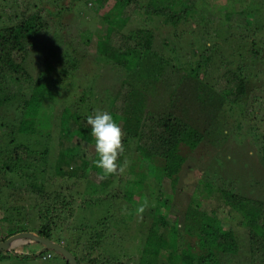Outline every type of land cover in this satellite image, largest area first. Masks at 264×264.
<instances>
[{
	"label": "trees",
	"instance_id": "obj_1",
	"mask_svg": "<svg viewBox=\"0 0 264 264\" xmlns=\"http://www.w3.org/2000/svg\"><path fill=\"white\" fill-rule=\"evenodd\" d=\"M69 1L75 2L68 0L67 3ZM84 2L88 6L98 5L95 9L97 28L93 59L110 60L126 70L137 71L142 79L147 81L146 84L151 85L152 94L158 86L171 79L164 75L167 70L164 58H155L158 52L153 50L155 27H139L130 33L122 30L134 10L141 8L138 0ZM147 2L149 4L147 3L144 10L145 16L155 15L160 18V24L161 21H167V16L175 23L181 15L192 12L196 0ZM66 6L69 7L67 4ZM174 6L179 8L174 9ZM16 7L19 14L10 13L7 20L0 23V144L5 146L0 149V242L15 233L31 231L26 227L29 226L26 221L29 212H34L39 220V225L31 232L52 239V231L71 216V211L66 214L64 210L67 205L75 202L76 193L72 191L75 180L84 179L86 185L89 183L92 169L99 175V178L94 180V184L99 186L98 190H104L115 181L121 182L120 197L143 205L146 202L140 191L143 179H128L121 174L125 163L130 161V175L139 172L145 176L154 168L160 172L157 193L147 200L152 205L149 212L153 215L148 239L154 241L153 237L157 236V245L152 247L154 253L164 251L173 264H224V259L232 253L236 255L240 250L234 231L238 227H244L246 244L241 256L246 258V263L248 259L249 264H264V134L253 130L252 140L256 151L252 154L246 151L251 163L255 164L249 176L238 175L232 178L218 174L213 169V172L211 170L207 175H199V181L195 183L192 191L176 189L179 171L184 168L186 161L192 162L188 155L182 154L180 148L184 145L190 152H194L204 142L203 133L175 113L174 105L164 107L162 94H154L153 97L148 95L149 90L145 91L134 85L137 81L128 82V79L123 80L121 77L115 84L99 89L98 92L95 83L88 87L69 88L68 84H72V81L65 83L64 75L68 68L76 66L78 59L71 60L69 65L64 60L71 56L79 57L80 62L83 55L80 56L77 52L82 48L68 38L65 43L62 42L52 33L48 34L46 40H41V33L49 32L46 28L54 15L53 6L47 0H18ZM0 8L4 11V5L1 3ZM250 9L257 10L255 6ZM242 10L235 13L226 12V16L236 15L247 25L249 22L242 16ZM1 18L0 15V20ZM237 27L239 29V26ZM83 40L86 45L90 39ZM260 41L261 47L251 53L259 52L256 59L261 58L262 61L264 41ZM251 43L255 44V41H250ZM250 44L247 40V53L252 56L249 51ZM167 45V42L162 40L161 47L165 48ZM86 48L89 50L87 46ZM87 49L85 50L89 52ZM245 50L246 47L241 52ZM207 51V48L200 51L195 62L188 61L189 71L178 70L180 72L172 76V79L177 81L176 85L180 84V89L186 75L193 79V83L208 81L211 54ZM235 53L237 52L233 54ZM220 54L223 58L221 50ZM239 55H242V61H219L221 68L218 70L225 88L221 89L222 86L215 81V85L208 82L215 86L213 89L223 101L236 103L237 106H241L243 101L246 102L250 98L254 100L258 95L255 93V87L258 82L262 85V75L244 65V60L249 56L238 52ZM194 57L193 55V59ZM169 90L167 93L170 102L177 92L175 89ZM151 99L156 105L152 110L148 108ZM158 100L162 102L163 111H157L162 109ZM57 104L59 107H56ZM99 106V110L111 112L122 132L123 150L118 154L117 171L106 178H101V170L94 167L93 160L97 158L95 141L90 126L86 123V117L92 115ZM53 124L56 125V131L51 134L50 127ZM28 133L37 134L42 140L46 139L43 151L36 152L26 143L19 141V135L21 137ZM54 138L56 160L47 156L49 148L54 146L51 144ZM194 158L198 160L196 156ZM203 158L202 156L201 160ZM134 160L137 164H134ZM204 162L207 166L205 160ZM47 169L52 170V173H49L53 176L48 175ZM43 171L46 172L45 176ZM28 179L33 181L28 184ZM53 180L64 184H59L60 188L54 189L48 186L52 185ZM131 185L134 189H129ZM167 185L171 192H166ZM3 189L8 191L7 194ZM15 189L22 195L25 191L26 196L33 198L23 215L26 226L15 227L13 221H9L7 210L11 209L8 202L15 197ZM184 196L185 205L181 206L183 203L175 198ZM170 214H173L174 221L169 218ZM12 229L14 230L10 231ZM85 245L86 243L80 248L79 257L74 254L78 264H81L87 253ZM4 251L1 250L0 255ZM52 252L54 251L45 249L42 245L38 254L47 259L51 257ZM8 253L23 256L16 248L7 250L3 257L8 256ZM65 262L68 264L66 260ZM101 262L105 264L108 261Z\"/></svg>",
	"mask_w": 264,
	"mask_h": 264
},
{
	"label": "rangeland",
	"instance_id": "obj_2",
	"mask_svg": "<svg viewBox=\"0 0 264 264\" xmlns=\"http://www.w3.org/2000/svg\"><path fill=\"white\" fill-rule=\"evenodd\" d=\"M47 1L52 4L54 15L49 22V27L46 28L49 32H42L41 40H46L48 34L51 35V33L64 43L68 38L72 40V43L78 44L79 48H82L78 50L77 54L85 56H81L80 62L79 57L67 56L65 58L64 61L67 65L71 63V60L78 59L76 66L68 68L64 75L65 83L72 81V84H68L69 88L72 86L88 87L93 86L95 83L98 92L99 89L115 84L117 79L121 80V77L123 80L128 79V82L130 80L137 81L134 82V85L145 91L149 90L148 95L153 97L154 94H162L164 107H168L170 104L174 105L175 113L179 114L188 123L196 126L203 133L204 142L194 152H190L189 148L184 145L180 148L182 154L188 155L192 162L186 161L184 168L179 171L176 189L182 188L192 191L195 183L199 181V175H207L211 170L213 172V169L218 174H224L232 178H236L235 176L238 175L249 176V172H253L254 163H251L246 151H250L251 154L256 151V146L252 140L254 129L264 134V59L262 61L261 58L256 59L259 52L255 51L256 54L251 52L261 47L260 40L264 41V0H196L192 12L181 15L175 23L167 16V21H161L160 24V18L155 17V15H147L148 19L145 16L144 10L149 4L148 0H138L141 8L134 10L122 30L125 33H130L139 27H155L153 50L158 51L155 58H158V56L164 58L167 65L164 75H168L171 79L162 83V86H158L153 94L150 90L151 85H147V81H144L137 71L126 70L110 60L93 59L95 51L94 36L97 28L95 9L98 8V5L88 6L84 0L69 1V3H67L68 0ZM0 3L4 5V11L0 10L2 17L0 23H2V20L5 22L10 13L19 14V12H16L18 0H0ZM253 5L257 10L250 9L251 6L254 7ZM173 8L178 9L179 7L174 6ZM237 10H242V16L248 19L249 24L244 25L241 22L242 19L236 15L226 16L228 14L226 12L235 13ZM237 26H239V29ZM83 39L90 40L85 45ZM162 40H165L168 44L165 48L161 47ZM247 40L249 44L250 41H255V44L251 43L249 48L252 56L247 53ZM245 47L246 50L242 53L241 50ZM206 48L207 53L211 54L207 74L208 81L193 83V79L186 75L187 77L183 79L180 89V84L176 85L177 81L175 78L172 79V76L180 71H189L188 61L195 62L200 51L202 52ZM220 50L224 54L223 58H221ZM234 52L237 53L233 54ZM238 52L244 54V56H249L244 60L246 67L262 75L260 81L262 85H259L258 82L255 87V93L258 94L256 98L254 100L250 98L246 102L243 101L241 106L223 101V98L213 89L215 87L213 81L220 84L221 89L225 88L218 70V68H221L219 65L220 59H223V63L233 62V60L242 61L243 57L242 55L238 56ZM193 55L195 56L194 59ZM232 56L234 59H232ZM31 59L35 61L33 58ZM175 64L180 66H174ZM57 70L58 68H56ZM81 74H84V76H79L81 78L78 80V75ZM208 82H212L214 85ZM169 89H175V92H177L170 102L167 93L170 91ZM153 102L152 99L149 101L148 108H151V110L155 109L156 106ZM158 102L160 108H162L161 100H158ZM56 107H59V104ZM99 109L100 106L97 110ZM157 111H163V108ZM50 128L52 130L51 134L56 131L55 124L51 125ZM44 135L46 136L45 132ZM39 137L37 134L28 133L21 137L19 135L18 139L35 149L36 152H41L44 150L46 139L42 140ZM51 144L54 146L49 148L47 156L56 160L55 138ZM4 148L5 146L0 144V149ZM202 156L204 158L201 160ZM204 160L208 164L207 166H205ZM133 162L137 164L135 160ZM129 163L130 161L125 163L121 169V174L124 178L127 176L128 179H143V187L140 191L141 195L143 194L145 197L146 202L143 205L146 208L143 207L142 211L138 210L141 204L120 197L121 182L117 183L115 181L104 190H98L99 186L97 187L94 184L96 182L94 180L99 178V175L93 169L90 171L89 183L86 185L84 179L75 180L72 190L76 193L75 202L67 205L64 210L66 214L71 211V216L67 217L64 222L59 223V227L52 231V240L60 242L62 246L78 257L80 248L86 243L87 253H85L81 264H104L101 261H108L105 264L174 263L168 260V254L164 251L157 253L152 251V247L157 245V236L153 237L154 241L148 239L151 233L150 223L153 215L149 212L152 205L147 200L152 199L153 195L157 193L159 185L157 179L160 172L154 168L152 172L148 171L145 176L143 173L138 172L140 170L137 171L138 173L130 175L128 172ZM136 167L138 166L136 165ZM142 171L145 170L142 169ZM43 172V176H45L46 172ZM47 172L49 176H53V174H50L52 173L51 169L50 171L47 169ZM29 181L31 182L33 179H28L26 182L29 184ZM53 181L52 185L48 186H52L54 189H59V184H64H58V180ZM165 188L167 193L171 192L168 185ZM129 189H134V186L131 185ZM7 190L10 191V188ZM7 190L4 191L6 194ZM27 190L30 192V188ZM14 194L15 197L8 202L9 209H11V211L7 210L9 221H13L15 227L26 226L27 221L29 225L26 226L27 229L35 231L39 225L35 213L29 212L26 221L23 216L25 210L28 209V204L33 202V198L26 196L25 191L22 195L18 189H15ZM194 197L197 198V196ZM175 200L181 202V204L183 203L181 206L185 205V196L184 198L177 197ZM169 218L174 221L173 214H170ZM11 226L13 227V225ZM234 233L238 237L240 250L236 255H233L234 253L230 254L223 262L224 264H249L248 259L246 263V258L241 256L246 244L245 228L238 227ZM191 243L193 242L191 241ZM41 246L40 243L35 241H30L29 244L27 242L15 245L12 248H16L25 257L17 256L14 253H8V256L3 257L5 255L3 253L7 251L5 250L0 255L2 257L0 258V264H66L64 258L56 252H52L50 258L43 259L38 254ZM173 248L175 249V247ZM33 253L35 255H31ZM95 258L102 260H94ZM221 263L219 262V264Z\"/></svg>",
	"mask_w": 264,
	"mask_h": 264
},
{
	"label": "clouds",
	"instance_id": "obj_3",
	"mask_svg": "<svg viewBox=\"0 0 264 264\" xmlns=\"http://www.w3.org/2000/svg\"><path fill=\"white\" fill-rule=\"evenodd\" d=\"M86 123L90 126L91 135L95 141L97 158L93 160V163L101 170V178H106L118 168V154L123 150L121 128L111 112L104 110H96L92 115H88ZM138 210L142 211L143 205Z\"/></svg>",
	"mask_w": 264,
	"mask_h": 264
},
{
	"label": "water",
	"instance_id": "obj_4",
	"mask_svg": "<svg viewBox=\"0 0 264 264\" xmlns=\"http://www.w3.org/2000/svg\"><path fill=\"white\" fill-rule=\"evenodd\" d=\"M27 241L39 242L45 249H51L54 252H57L68 262V264H78L74 254L62 246L60 242H55L50 238L41 236L31 231H21L7 237L4 241L0 242V251L9 250L13 246Z\"/></svg>",
	"mask_w": 264,
	"mask_h": 264
},
{
	"label": "built area",
	"instance_id": "obj_5",
	"mask_svg": "<svg viewBox=\"0 0 264 264\" xmlns=\"http://www.w3.org/2000/svg\"><path fill=\"white\" fill-rule=\"evenodd\" d=\"M49 257V255H47Z\"/></svg>",
	"mask_w": 264,
	"mask_h": 264
}]
</instances>
